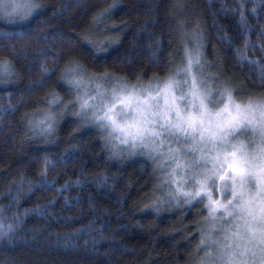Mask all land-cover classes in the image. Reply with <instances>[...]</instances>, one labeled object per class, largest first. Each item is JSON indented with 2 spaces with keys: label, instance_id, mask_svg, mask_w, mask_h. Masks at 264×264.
Instances as JSON below:
<instances>
[{
  "label": "trees",
  "instance_id": "trees-1",
  "mask_svg": "<svg viewBox=\"0 0 264 264\" xmlns=\"http://www.w3.org/2000/svg\"><path fill=\"white\" fill-rule=\"evenodd\" d=\"M42 3L46 7L31 20H0V61L11 60L16 72L14 83H0V208L5 223L17 225L11 243L0 240V264H197L206 212L200 205L152 208L164 195L159 160L142 154L109 158L97 130L71 113L60 119L50 142L31 139L28 120L47 109L52 92L71 99L60 76L72 61L130 83L166 78L183 63L185 46L193 47L188 37L197 24L203 56L212 65L206 71L229 81L238 102L264 94L255 68L237 60L235 49L244 48L239 0ZM105 9L110 11L101 18ZM244 11L250 26L245 34L255 46L247 49L249 58L264 60V5L244 0ZM20 32L26 33L22 40L5 36ZM42 66L52 74L45 76ZM45 156L56 163L48 182L55 189L68 184V191L37 189ZM53 198L56 203L49 204ZM37 205L43 214L25 215Z\"/></svg>",
  "mask_w": 264,
  "mask_h": 264
},
{
  "label": "snow or ice",
  "instance_id": "snow-or-ice-1",
  "mask_svg": "<svg viewBox=\"0 0 264 264\" xmlns=\"http://www.w3.org/2000/svg\"><path fill=\"white\" fill-rule=\"evenodd\" d=\"M259 2L264 5V0ZM45 7L42 0H0V20L28 21ZM109 11L105 9L100 17ZM239 23L244 48L235 49L237 60L253 66L264 84V60L250 59L247 52L255 46L245 34L250 26L244 0H239ZM259 35L264 37V30ZM5 36L22 40L26 33ZM188 39L193 47L185 46L183 63L175 65L166 78L153 77L147 84L139 77L130 83L109 72L91 73L72 61L60 76L71 99L66 102L50 93L47 109L28 120L30 138L50 142L60 119L71 113L82 125L97 130L102 150L112 154L109 158L142 154L160 160L159 187L164 195L152 208L159 212L162 205H200L207 213L202 221L205 227L198 229L197 264H264V94L238 102L229 81L206 71L212 65L203 56L198 24ZM84 40L96 46L89 37ZM227 43L231 46L232 41ZM154 62L159 63L155 57ZM41 72L52 74L44 66ZM15 76L13 62L0 61V83H14ZM43 160L37 189L58 194L68 191V184L55 189L48 182V169L56 163L46 156ZM13 202H18L16 197ZM55 203V198L49 201ZM44 211L39 205L24 210L25 215ZM3 212L0 208V240L11 243L17 225L5 223L8 217ZM12 218L19 219L16 213Z\"/></svg>",
  "mask_w": 264,
  "mask_h": 264
},
{
  "label": "rangeland",
  "instance_id": "rangeland-1",
  "mask_svg": "<svg viewBox=\"0 0 264 264\" xmlns=\"http://www.w3.org/2000/svg\"><path fill=\"white\" fill-rule=\"evenodd\" d=\"M159 162H161V161L159 160ZM206 216H207V213L205 214V218H206Z\"/></svg>",
  "mask_w": 264,
  "mask_h": 264
}]
</instances>
